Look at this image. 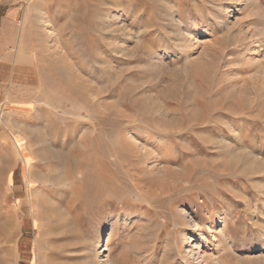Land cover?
I'll list each match as a JSON object with an SVG mask.
<instances>
[{
  "label": "rangeland",
  "instance_id": "1",
  "mask_svg": "<svg viewBox=\"0 0 264 264\" xmlns=\"http://www.w3.org/2000/svg\"><path fill=\"white\" fill-rule=\"evenodd\" d=\"M0 37V264H264V0H0Z\"/></svg>",
  "mask_w": 264,
  "mask_h": 264
},
{
  "label": "bare ground",
  "instance_id": "2",
  "mask_svg": "<svg viewBox=\"0 0 264 264\" xmlns=\"http://www.w3.org/2000/svg\"><path fill=\"white\" fill-rule=\"evenodd\" d=\"M190 38H192V35H191V31H186L185 32V36L183 37V39L180 41L181 43L178 45V50L179 51H182V50H184V48H185V46H186V44H188V42L190 41ZM24 42V41H23ZM253 46H256V43H253ZM20 52H21V50H20ZM33 101V100H32ZM29 104H31V103H28V105ZM32 107V106H31ZM30 109V108H29ZM221 140V139H220ZM221 142V141H220ZM224 142H225V147L227 148V150L230 148L229 147V143L227 144L226 143V141L224 140L223 141V144H224ZM222 143V142H221ZM60 155V154H59ZM237 160H239L240 162V164H238L239 165V167L240 168H242V169H245V170H248V171H254L255 170V173H256V171L257 172H261V173H264V161H260V160H258V159H256L253 155L251 156L250 154H247V153H239V155H238V159ZM114 161V160H113ZM235 170V169H234ZM257 174V173H256ZM177 175V174H176ZM223 175H225V174H223ZM264 175V174H263ZM246 176H248V175H246ZM254 176V175H253ZM42 177V176H41ZM175 177V175L173 176L172 174L170 175V178H174ZM176 178V177H175ZM251 179H253V178H251ZM60 180H61V178H60V176H53L52 178L50 177V178H48L47 177V179H46V181L47 182H50V183H52V184H58L59 182H60ZM258 183V182H257ZM254 184V183H253ZM261 186V185H260ZM264 187V186H263ZM211 188H213V189H215V184L213 183L212 185H211ZM264 189V188H263ZM258 190V189H257ZM259 191V190H258ZM239 192H237V191H235L234 192V194L233 195H239L238 194ZM264 194V193H263ZM221 195V194H220ZM211 197V196H210ZM203 203H204V205H205V207H206V209H208V208H211V207H214L215 206V202H214V200H212V199H210V198H205L204 200H203ZM262 204H264V201L262 202ZM224 205V204H223ZM226 206V205H225ZM225 206H222V204H220V210H218V211H216V212H214V213H207V215H206V218L205 219H207V221H208V227L207 228H211V230H212V234H213V236H218L217 238V240H221V238H225V237H228L229 235H231V227H232V225H234L235 223H234V215H232L230 218H226L222 213H221V211H222V209H224V207ZM254 208H257V205L254 207ZM254 208H253V210H254ZM232 209V208H231ZM259 209V208H258ZM258 209H256L257 210V214H258V212L260 211V215L261 216H264V207H262L260 210H258ZM252 212H254V211H251V214H252ZM256 212V211H255ZM206 214V213H205ZM195 215V214H194ZM260 217V216H259ZM264 219V218H263ZM216 221V222H215ZM236 221V220H235ZM259 221H261V220H259ZM262 222V221H261ZM221 224V228L218 230V231H215L216 229H214L213 228V225L214 224ZM197 224V223H196ZM198 229H201L202 230V227H201V225H200V223H198ZM201 227V228H200ZM202 235V232H200L199 233V240H201L202 241V238H203V236H201ZM204 239V238H203ZM206 240V239H205ZM232 245H234V244H232ZM103 250H104V248H102L101 249V252H100V254L103 252ZM202 258H203V260H206V257H204L203 255H202ZM208 258V257H207Z\"/></svg>",
  "mask_w": 264,
  "mask_h": 264
},
{
  "label": "crops",
  "instance_id": "3",
  "mask_svg": "<svg viewBox=\"0 0 264 264\" xmlns=\"http://www.w3.org/2000/svg\"><path fill=\"white\" fill-rule=\"evenodd\" d=\"M16 1H18V0H16ZM14 7V8H13ZM12 8L10 7L9 9H8V13L6 14V16H4V17H2V31H4L5 30V26H6V24H8V22H7V20H11L12 19V17H14L15 15H16V12H17V9H16V7L15 6H13ZM1 34H2V32H1ZM2 38H3V40H6L5 42H6V45L7 46H10L11 44H12V40H11V36H5L4 34H2ZM1 38V37H0ZM1 38V39H2ZM6 54V53H5Z\"/></svg>",
  "mask_w": 264,
  "mask_h": 264
}]
</instances>
